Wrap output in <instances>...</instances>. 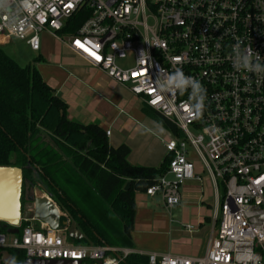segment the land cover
Instances as JSON below:
<instances>
[{
  "label": "built area",
  "instance_id": "2783aa9c",
  "mask_svg": "<svg viewBox=\"0 0 264 264\" xmlns=\"http://www.w3.org/2000/svg\"><path fill=\"white\" fill-rule=\"evenodd\" d=\"M82 9L89 17L63 36ZM45 32L66 41L178 130L164 143L168 169L147 188V196H162L168 207L179 205L183 185L199 178L196 161L212 180L215 207L206 254H138L150 264H264V69L233 67L245 49L264 58V0H0V36L39 51ZM255 63L264 65V59ZM176 70L202 86L199 112L192 89L168 79ZM62 232L23 214L20 232L10 241V234L0 232V249L81 264H119L136 253L76 245Z\"/></svg>",
  "mask_w": 264,
  "mask_h": 264
},
{
  "label": "trees",
  "instance_id": "16d2710c",
  "mask_svg": "<svg viewBox=\"0 0 264 264\" xmlns=\"http://www.w3.org/2000/svg\"><path fill=\"white\" fill-rule=\"evenodd\" d=\"M88 17L82 9L63 33H75ZM67 109L35 67L22 66L0 46V166L21 167L25 179L51 194L84 234L71 243L132 248L133 195L166 173L169 157L158 168L131 165L127 146L112 148L99 125L70 120ZM145 111L179 134L151 107ZM6 250L12 264L27 258L23 250ZM119 264L150 263L132 253Z\"/></svg>",
  "mask_w": 264,
  "mask_h": 264
},
{
  "label": "crops",
  "instance_id": "0c3cea01",
  "mask_svg": "<svg viewBox=\"0 0 264 264\" xmlns=\"http://www.w3.org/2000/svg\"><path fill=\"white\" fill-rule=\"evenodd\" d=\"M68 34L63 33V36ZM12 38L0 36V46L5 51ZM48 38L54 39L51 46L46 44ZM34 52L39 53L35 68L67 104L70 120L99 125L112 148H129L127 160L131 165L161 166L167 156L164 143L169 138L163 136L165 128L150 119L145 111L147 105L141 98L137 104L133 102L136 97L127 86L91 66L72 51L66 41L49 33L41 35V49ZM197 165L199 178L183 185L179 205L168 207L160 195L134 193L136 209L130 249L143 254L155 252L191 257L206 254L213 228L215 191L207 171L200 163Z\"/></svg>",
  "mask_w": 264,
  "mask_h": 264
},
{
  "label": "water",
  "instance_id": "95a60500",
  "mask_svg": "<svg viewBox=\"0 0 264 264\" xmlns=\"http://www.w3.org/2000/svg\"><path fill=\"white\" fill-rule=\"evenodd\" d=\"M24 170L17 166H0V232L18 234L23 214L35 217L51 229L62 230L74 240H81L84 234L75 221H71L64 209L50 193L34 185L42 196H35L29 205H23ZM130 183L125 189L128 190ZM30 210V212H27ZM0 264H12L11 254L5 250L0 254ZM23 264H81V260L26 258Z\"/></svg>",
  "mask_w": 264,
  "mask_h": 264
},
{
  "label": "rangeland",
  "instance_id": "374dc122",
  "mask_svg": "<svg viewBox=\"0 0 264 264\" xmlns=\"http://www.w3.org/2000/svg\"><path fill=\"white\" fill-rule=\"evenodd\" d=\"M49 39V38H48ZM54 39L50 38L49 40H47V45L51 46V44H53ZM6 53L12 57L15 61H17L19 64H21L22 66H26V65H32L33 67H36L38 64V55L39 53L32 51L24 42L16 39V38H12L9 43H8V47L6 50ZM129 89V88H128ZM130 90V89H129ZM131 91V90H130ZM131 93H133L131 91ZM134 94V93H133ZM135 95V94H134ZM134 97H136V104L138 103V101L140 102V97L135 95ZM149 117L151 120H154L159 126H162L163 128H165V135H163L164 137L167 138H171L175 133L173 132V130L170 129V127H167L164 123H162V121L157 118L155 115H151L149 114ZM193 133L198 134V130L197 129H192ZM198 160V159H197ZM200 163L199 161H196V164ZM198 166V165H197ZM207 173H205L204 175H206ZM221 193L223 194V191H221ZM35 194L37 195H43V191H39L37 189V187H34L31 183L30 180L25 179L24 180V187H23V205H29L33 198L35 197ZM35 225H37V227L39 226V222L35 223ZM61 236L66 239L69 242H72L73 240L71 238H69L67 236L66 232H62ZM13 238L12 235H8V240L10 241ZM76 245H81V246H93L94 244H76ZM118 247V246H115Z\"/></svg>",
  "mask_w": 264,
  "mask_h": 264
},
{
  "label": "clouds",
  "instance_id": "9594fccd",
  "mask_svg": "<svg viewBox=\"0 0 264 264\" xmlns=\"http://www.w3.org/2000/svg\"><path fill=\"white\" fill-rule=\"evenodd\" d=\"M238 51L237 45L233 46V52ZM264 59L260 56V54L257 52L253 54L250 50L245 49L244 56L241 58V62L237 64V62L234 60L233 61V67L237 71H248V72H253L257 70L264 69V65L255 63L256 61ZM161 77H157V80H160ZM168 79H176L179 80L185 87H190L195 93L194 97L197 99V103L195 105V110L200 111L202 110L203 107V88L200 85L198 81H196L194 78L190 76H186L182 70H176L175 72L168 74Z\"/></svg>",
  "mask_w": 264,
  "mask_h": 264
},
{
  "label": "flooded vegetation",
  "instance_id": "af4514ba",
  "mask_svg": "<svg viewBox=\"0 0 264 264\" xmlns=\"http://www.w3.org/2000/svg\"><path fill=\"white\" fill-rule=\"evenodd\" d=\"M30 183L33 184L31 181H30ZM33 186H34V185H33ZM35 196H42V195H37V194H35Z\"/></svg>",
  "mask_w": 264,
  "mask_h": 264
},
{
  "label": "snow or ice",
  "instance_id": "6c2138e0",
  "mask_svg": "<svg viewBox=\"0 0 264 264\" xmlns=\"http://www.w3.org/2000/svg\"><path fill=\"white\" fill-rule=\"evenodd\" d=\"M99 57H97V59H98Z\"/></svg>",
  "mask_w": 264,
  "mask_h": 264
}]
</instances>
